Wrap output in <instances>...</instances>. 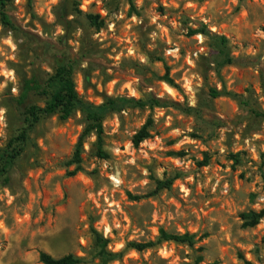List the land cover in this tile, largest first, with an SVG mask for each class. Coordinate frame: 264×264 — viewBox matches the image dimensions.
I'll return each mask as SVG.
<instances>
[{
	"label": "rangeland",
	"instance_id": "rangeland-1",
	"mask_svg": "<svg viewBox=\"0 0 264 264\" xmlns=\"http://www.w3.org/2000/svg\"><path fill=\"white\" fill-rule=\"evenodd\" d=\"M6 12L0 165L3 151H21L0 176V264H41L40 252L80 264H195L198 256V264H264V217L252 228L240 220L264 210V0H12ZM62 63L87 103L162 105L107 115L106 158L94 134L82 136L79 111L65 120L40 114L21 143L26 109L48 104ZM166 69L178 89L161 80ZM29 79L43 92L19 105ZM147 122L149 138L133 146ZM153 178L173 183L152 194ZM159 229L205 237L193 247L126 248L154 241Z\"/></svg>",
	"mask_w": 264,
	"mask_h": 264
},
{
	"label": "trees",
	"instance_id": "trees-1",
	"mask_svg": "<svg viewBox=\"0 0 264 264\" xmlns=\"http://www.w3.org/2000/svg\"><path fill=\"white\" fill-rule=\"evenodd\" d=\"M12 0H0V24L4 27L11 26V20L9 15L6 12L8 4ZM90 23L99 27L102 25L101 22H98V16H89ZM194 33L202 34L203 36H209L208 32L204 29L195 30ZM222 43L225 42L224 38H220ZM54 82V91L49 99V102L44 107L29 106L26 109V119L25 127L21 130L20 136L18 137L21 143H24L27 133L34 127L35 123L38 120L40 114L52 115L59 114V117L62 120L69 118L74 111H79L85 115L87 119V126L83 131V135L94 134L96 137V154L99 158H106L107 155L103 151V121L105 117L109 114H118L128 107L133 108H153L160 107L162 102L159 99H134L132 97H116V98H105L104 101L99 105H93L83 101L76 89H75V80L73 69L67 64H59L55 69L54 75L52 77ZM161 80L165 82L169 87L173 89H178V85L174 80L169 77L168 71L166 69L165 74L162 76ZM31 92H43L41 84L35 79H29L24 81L19 98L18 104L24 105L27 100L29 93ZM213 96H217V92L213 91ZM149 122L145 123L132 137L133 146L137 147L141 142L149 138ZM82 144V139L80 138L76 144L75 157L78 158V149ZM21 149L17 151H3L1 153L2 164L0 165V176L4 174L8 163L16 158L20 154ZM175 155H180L176 153ZM242 153H236L230 156L231 160L235 163H238ZM208 162V157L205 156L204 160L199 164L201 166H206ZM155 189L152 194H155L161 190L169 189L173 183V179H156L153 178ZM133 200H140L142 196H131ZM264 217V210L256 211H247L240 214V220L242 221L243 228H252L256 226L260 220ZM205 236H201L196 239L195 234L183 233H169L163 229H159L158 236L154 241L147 242H129L126 244V248L135 250L137 252H142L148 249H152L162 243L173 242L176 244H185L189 247H193L195 243L203 239ZM100 241H103L100 238ZM104 244V242H103ZM198 251H202V248L199 247ZM103 254L109 255L111 258L117 257L119 254L106 253L103 252V246L101 248ZM38 260L41 264H80L81 259L76 258L73 255H66L60 258H54L51 255L40 252ZM202 257L198 256L195 260V264L201 262Z\"/></svg>",
	"mask_w": 264,
	"mask_h": 264
}]
</instances>
